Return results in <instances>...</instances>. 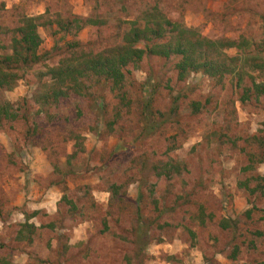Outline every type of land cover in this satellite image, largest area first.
Instances as JSON below:
<instances>
[{
    "label": "rangeland",
    "instance_id": "obj_1",
    "mask_svg": "<svg viewBox=\"0 0 264 264\" xmlns=\"http://www.w3.org/2000/svg\"><path fill=\"white\" fill-rule=\"evenodd\" d=\"M155 10L209 39H264V0H0V56L24 17L43 56L0 92L15 114L0 119V264H264V72L180 79L177 57L146 56L118 86L49 98L61 61Z\"/></svg>",
    "mask_w": 264,
    "mask_h": 264
},
{
    "label": "trees",
    "instance_id": "obj_2",
    "mask_svg": "<svg viewBox=\"0 0 264 264\" xmlns=\"http://www.w3.org/2000/svg\"><path fill=\"white\" fill-rule=\"evenodd\" d=\"M37 20L38 17H24L11 41V54L0 56V92L12 90L22 71L43 58L38 54L42 38L38 33ZM72 23L76 24L77 30L82 28L81 23L91 24L90 20L77 18L69 22V26ZM232 48L240 55L228 56L226 51ZM146 56L165 61L177 57L175 69L180 79L188 73L221 79L235 70L240 75L244 65L258 73L264 72V39L258 44L244 38L237 41L209 39L180 23L170 22L155 10L147 16L142 28L129 30L120 45L108 48L103 53L85 56L74 64L69 59L61 61L50 71L52 85L48 88L49 98L56 103L69 92L82 94L89 82L93 85L106 81L118 86L124 78L122 69L137 65ZM253 88L258 96L264 97V81L253 83ZM7 108L10 105L6 102L0 106V119H15V114Z\"/></svg>",
    "mask_w": 264,
    "mask_h": 264
}]
</instances>
